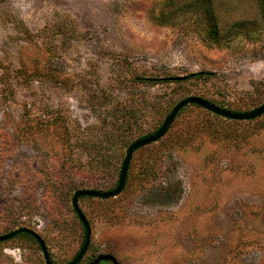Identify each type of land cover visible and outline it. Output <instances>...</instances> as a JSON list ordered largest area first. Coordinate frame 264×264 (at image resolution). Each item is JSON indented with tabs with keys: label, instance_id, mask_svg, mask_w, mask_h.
<instances>
[{
	"label": "rangeland",
	"instance_id": "374dc122",
	"mask_svg": "<svg viewBox=\"0 0 264 264\" xmlns=\"http://www.w3.org/2000/svg\"><path fill=\"white\" fill-rule=\"evenodd\" d=\"M202 1L0 0V236L30 229L68 264L84 241L74 193L114 190L128 147L179 101L264 104L260 0H211L217 41ZM78 206L91 229L79 264H264V115L186 106L133 154L117 197ZM0 264L45 262L16 237Z\"/></svg>",
	"mask_w": 264,
	"mask_h": 264
},
{
	"label": "water",
	"instance_id": "95a60500",
	"mask_svg": "<svg viewBox=\"0 0 264 264\" xmlns=\"http://www.w3.org/2000/svg\"><path fill=\"white\" fill-rule=\"evenodd\" d=\"M190 105L202 108L203 110L215 116H218L220 118H223L229 121H252L264 115V104L249 113H234V112L221 109L199 97L192 96V97L184 98L181 101H179L171 109L170 113L164 119L162 125L159 127V129L154 134L149 135L144 139L137 140L128 147V149L126 150L125 156L123 158L122 164H121L117 186L114 190L109 191V192H100V191H95V190H78L74 193L71 199V205H72L74 213L76 214L84 230V241L77 255L68 264H79L80 261L83 259L84 255L87 253V250L90 244L91 229H90V226H89V223L86 217L84 216V214L82 213V211L80 210L78 206L79 199L87 197V198H96L100 200H107V199H112V198L117 197L123 191V188L125 186L127 171H128V167H129L133 154L137 150L159 141L167 133L169 127L174 122L177 114L184 107L190 106ZM19 234H26V235L31 236L38 244L45 264H52L50 261L48 251H47L44 241L36 232L30 229L19 228L6 235L0 236V243L13 239Z\"/></svg>",
	"mask_w": 264,
	"mask_h": 264
},
{
	"label": "trees",
	"instance_id": "16d2710c",
	"mask_svg": "<svg viewBox=\"0 0 264 264\" xmlns=\"http://www.w3.org/2000/svg\"><path fill=\"white\" fill-rule=\"evenodd\" d=\"M176 4L175 5H173L172 7H171V9H176V7H177V5H178V3H177V1L175 2ZM259 10L264 14V0H260V2H259ZM200 6H201V13H202V16H203V18L205 19V22H206V24H207V26H208V35L213 39V41H217V40H219V38H220V32H219V27H218V21H217V16H216V14H215V11H214V7H213V5H212V2H211V0H203L201 3H200ZM205 75H207V74H205V73H199V74H195V75H193V76H189L188 78H195V79H197V80H199V79H201L202 77H204ZM145 79H142V81H144ZM148 81H149V79H147ZM172 81H176V80H172ZM197 97H199V98H201V99H203V100H205V101H207V102H209V103H211V104H213V105H215V106H217V107H219V108H221V109H224V110H227V109H225L223 106H221V105H217V104H215V103H213V102H211V101H209V100H207V99H205L204 97H201V96H197ZM184 109V108H183ZM182 109V110H183ZM227 111H230V112H232L231 110H227ZM158 130V129H157ZM156 130V131H157ZM155 131V132H156ZM154 132V133H155ZM144 138H146V136H144V137H142V138H139V140L140 139H144ZM16 237H24V238H27V239H29L30 241H33V242H35L36 243V241L31 237V236H29V235H26V234H19L18 236H16ZM16 237H14V238H16ZM13 238V239H14ZM37 244V243H36ZM83 245V244H82ZM37 246H38V244H37ZM39 247V246H38ZM81 249V248H80ZM82 261V260H81ZM80 261V262H81Z\"/></svg>",
	"mask_w": 264,
	"mask_h": 264
},
{
	"label": "flooded vegetation",
	"instance_id": "af4514ba",
	"mask_svg": "<svg viewBox=\"0 0 264 264\" xmlns=\"http://www.w3.org/2000/svg\"><path fill=\"white\" fill-rule=\"evenodd\" d=\"M109 262L107 260L99 259L95 261L93 264H108Z\"/></svg>",
	"mask_w": 264,
	"mask_h": 264
}]
</instances>
